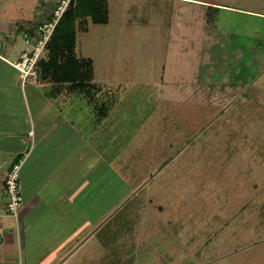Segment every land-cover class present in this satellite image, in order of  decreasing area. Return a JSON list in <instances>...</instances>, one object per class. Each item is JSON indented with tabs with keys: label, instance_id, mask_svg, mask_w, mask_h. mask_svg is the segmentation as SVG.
<instances>
[{
	"label": "rangeland",
	"instance_id": "1",
	"mask_svg": "<svg viewBox=\"0 0 264 264\" xmlns=\"http://www.w3.org/2000/svg\"><path fill=\"white\" fill-rule=\"evenodd\" d=\"M31 1L33 15L54 9ZM105 1L109 23L89 20L77 50L112 104L99 121L76 95L70 112L118 174L108 168L96 214L76 219L93 232L79 261L136 246L163 264H264V0ZM24 4L5 0V12ZM0 37L14 63L35 47L18 26ZM3 68L0 103L20 102Z\"/></svg>",
	"mask_w": 264,
	"mask_h": 264
},
{
	"label": "crops",
	"instance_id": "2",
	"mask_svg": "<svg viewBox=\"0 0 264 264\" xmlns=\"http://www.w3.org/2000/svg\"><path fill=\"white\" fill-rule=\"evenodd\" d=\"M26 1L28 4L15 5L16 10L7 8L5 12V0H0V34L1 31L11 33L18 26L26 39L30 34L28 29L33 32L43 24L60 0L50 6L54 8L52 12L39 15H33V5ZM16 63L0 55V64L9 67L1 71L9 82L4 85L10 84V90L16 87L21 94L20 102L9 98L0 103V264H83L79 261L83 257L82 250L93 232L90 234L91 228L78 225L76 219L88 220L96 214L95 202L100 203L95 199L100 196L103 177L108 168L114 170L116 177L118 169L115 164L109 167L102 157L104 140L85 138L90 128L76 132L77 114L70 112L74 96L48 99L44 83L22 82L14 67ZM14 73L19 74L18 79ZM95 125L98 132L100 127L98 123ZM18 162L22 163L23 207L18 217H14L6 208L5 178L10 167ZM104 169L106 171L102 172ZM134 248L131 250L135 256L133 261L125 255L116 259L110 257L113 262L105 264H163L160 253L155 254V260L140 261ZM30 253H35L38 260H28Z\"/></svg>",
	"mask_w": 264,
	"mask_h": 264
},
{
	"label": "trees",
	"instance_id": "3",
	"mask_svg": "<svg viewBox=\"0 0 264 264\" xmlns=\"http://www.w3.org/2000/svg\"><path fill=\"white\" fill-rule=\"evenodd\" d=\"M211 9L219 10L217 7H210L209 10ZM54 12L46 17V22H53ZM89 20L97 25H107L109 23L107 2L71 0L45 46V57L37 63V81L46 85L44 94L50 100L78 95L93 102V110L100 121L108 116L112 101L108 92L107 99L99 95L103 87L94 82L93 60L80 56L77 50L78 34L88 31ZM132 249L133 247L125 253L131 255ZM139 260L145 259L140 257Z\"/></svg>",
	"mask_w": 264,
	"mask_h": 264
},
{
	"label": "built area",
	"instance_id": "4",
	"mask_svg": "<svg viewBox=\"0 0 264 264\" xmlns=\"http://www.w3.org/2000/svg\"><path fill=\"white\" fill-rule=\"evenodd\" d=\"M70 1L71 0H60L59 5L54 12L55 18L53 22L45 21L43 24L34 28L33 32L26 37V42L31 43L34 41L35 47L32 51L23 53L20 60L14 65L15 69L19 71L23 83L37 82V63L43 57L42 54L45 52V46ZM21 164L22 163L13 166L5 178V191L8 197L6 208L8 213L14 217H18L21 208L23 207V197L20 188Z\"/></svg>",
	"mask_w": 264,
	"mask_h": 264
}]
</instances>
